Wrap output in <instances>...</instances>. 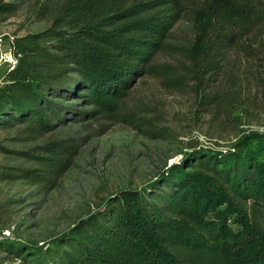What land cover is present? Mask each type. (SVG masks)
<instances>
[{
    "label": "trees",
    "instance_id": "trees-1",
    "mask_svg": "<svg viewBox=\"0 0 264 264\" xmlns=\"http://www.w3.org/2000/svg\"><path fill=\"white\" fill-rule=\"evenodd\" d=\"M53 11L45 28L13 37L17 63L0 83V124L43 133L67 120L115 115L138 77L155 70V53L182 17L194 29L189 55L207 64L264 30V0H60ZM72 144L46 141L45 168L19 167L17 175L58 176ZM12 245L0 242L18 254L27 248ZM27 254L30 264H264V132L227 149L185 151L156 179L117 190Z\"/></svg>",
    "mask_w": 264,
    "mask_h": 264
},
{
    "label": "rangeland",
    "instance_id": "rangeland-1",
    "mask_svg": "<svg viewBox=\"0 0 264 264\" xmlns=\"http://www.w3.org/2000/svg\"><path fill=\"white\" fill-rule=\"evenodd\" d=\"M59 1L0 0L12 6L0 11V33L45 28ZM193 36L190 21L180 18L152 59L155 70L138 77L113 116L67 120L43 133L16 121L0 124V170L13 173L0 172V225H14L12 246H27L25 258L7 248L3 264H30L29 250L62 235L117 190L156 179L185 151L227 149L251 131L264 132V30L212 65L189 55ZM59 137L74 147L61 174L43 181L17 175L19 167L44 169L42 145Z\"/></svg>",
    "mask_w": 264,
    "mask_h": 264
},
{
    "label": "built area",
    "instance_id": "built-area-1",
    "mask_svg": "<svg viewBox=\"0 0 264 264\" xmlns=\"http://www.w3.org/2000/svg\"><path fill=\"white\" fill-rule=\"evenodd\" d=\"M13 35L4 36L0 33V83H2L5 73L12 69L17 63V55L13 51ZM14 225H0V242H7L14 239ZM6 252L0 248V264H3L1 253Z\"/></svg>",
    "mask_w": 264,
    "mask_h": 264
}]
</instances>
